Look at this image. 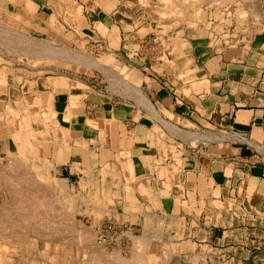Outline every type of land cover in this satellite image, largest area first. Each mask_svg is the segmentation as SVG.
Instances as JSON below:
<instances>
[{
    "label": "crops",
    "instance_id": "0c3cea01",
    "mask_svg": "<svg viewBox=\"0 0 264 264\" xmlns=\"http://www.w3.org/2000/svg\"><path fill=\"white\" fill-rule=\"evenodd\" d=\"M9 1L59 18L50 0ZM65 1L67 24L136 69L147 99L115 105L36 79L32 94L51 95L60 115L57 133L34 140L49 145L55 179L84 195V215L116 220L132 264L141 248L158 264H264L262 1ZM16 75L1 80L29 93ZM15 130L0 126V160L25 143Z\"/></svg>",
    "mask_w": 264,
    "mask_h": 264
},
{
    "label": "rangeland",
    "instance_id": "374dc122",
    "mask_svg": "<svg viewBox=\"0 0 264 264\" xmlns=\"http://www.w3.org/2000/svg\"><path fill=\"white\" fill-rule=\"evenodd\" d=\"M49 3L56 5L59 18L46 17L39 22L17 14L11 1L0 0V126L16 129L19 139L21 136L25 141L19 146L18 155L2 154L0 160V264H129L133 258L128 253V243L99 238V227L116 220L98 222V218L84 215L87 210L79 207L84 195L79 196L55 179L53 163L45 159L49 145L34 140L49 137L50 130L57 133L55 126L61 123L60 115L53 112L51 95H34L32 90L40 82L36 81L39 77H61L70 83L68 90L72 87L73 92H78L85 88L92 94H102L115 105L135 99L141 104L146 94L136 69L112 54L105 43H98L94 33L89 37L87 32L74 31L69 20L67 24L64 13L68 2ZM49 8L46 10L50 12L54 9ZM6 68L17 73L19 81L25 79L29 83V93L21 94L13 78L6 86L1 80ZM72 134L73 140H81L80 134ZM58 137L65 140V131ZM28 199L32 202L27 205ZM140 250L136 264H145V260L151 263L152 257L145 258ZM159 260L160 257L152 258V263L158 264Z\"/></svg>",
    "mask_w": 264,
    "mask_h": 264
},
{
    "label": "built area",
    "instance_id": "2783aa9c",
    "mask_svg": "<svg viewBox=\"0 0 264 264\" xmlns=\"http://www.w3.org/2000/svg\"><path fill=\"white\" fill-rule=\"evenodd\" d=\"M99 238L107 241L108 239L121 240L125 237V231L121 228L116 221H108L98 230ZM111 237V238H110Z\"/></svg>",
    "mask_w": 264,
    "mask_h": 264
},
{
    "label": "bare ground",
    "instance_id": "6f19581e",
    "mask_svg": "<svg viewBox=\"0 0 264 264\" xmlns=\"http://www.w3.org/2000/svg\"><path fill=\"white\" fill-rule=\"evenodd\" d=\"M257 12H259V11H257ZM257 12H256V13H257ZM12 162H13V161H12ZM14 162H15V161H14ZM19 162H20V161H19ZM9 164H10V163H9ZM13 164H14V163H13ZM15 164H17V163H15ZM17 166H18V165H17ZM20 167H21V164H20ZM21 168H22V167H21ZM17 170H19V168H18ZM19 171H20V170H19ZM18 174H20V173H18ZM23 174H24V173H23ZM27 175H28V174H27ZM14 183H15V182H14ZM8 184H9V183H8ZM8 184H7V185H8ZM32 184H33V183H32ZM14 185H15V184H14ZM34 185H35V184H34ZM19 187H20V186H19ZM37 192H38V191H37ZM66 195H67V194H66ZM69 197L71 198V196H69ZM17 198H18V197H17ZM24 198H25V197H24ZM34 198H35V196H34ZM67 199H68V198H67ZM19 200H21V199H19ZM19 200H17V201L20 203ZM22 200H23V199H22ZM68 200H69V199H68ZM70 200H71V199H70ZM35 201L37 202L38 200L36 199ZM71 201H72V200H71ZM18 202H17V203H18ZM24 202H25V201H24ZM24 202H22V203H24ZM28 202H29V199L27 200V205H28ZM31 202H32V201H31ZM31 202H29V203L31 204ZM37 203H38V202H37ZM72 203H73V202H72ZM72 203H71V205H72ZM24 204H25V203H24ZM40 204H41V203H40ZM40 204H39V205H40ZM33 205H34V204H33ZM20 206H21V205H20ZM16 207H18V206H16ZM25 207H27V206H25ZM25 207H24V208H25ZM70 207H73V206H70ZM31 208H32V206H31ZM7 217H8V216H7ZM10 221H11V220H10ZM10 221H9V222H10ZM11 223H13V222H11ZM10 229H11V228H9L8 230H10ZM4 230H5V229H4ZM6 231H7V230H6ZM12 231H14V230H12ZM89 233H90V232H89ZM86 234H87V233H86ZM86 234H84V235H86ZM84 235H83V236H84ZM86 236H88V235H86ZM91 237H92V235H91ZM82 238H84V237H82ZM84 239H85V238H84ZM86 239H87V238H86ZM5 248H6V247H5ZM100 254H101V253H100ZM95 256H96V255H95ZM124 262H125V261H124Z\"/></svg>",
    "mask_w": 264,
    "mask_h": 264
}]
</instances>
